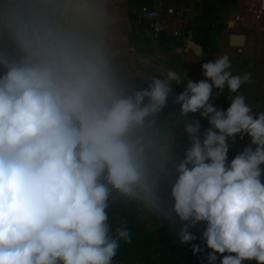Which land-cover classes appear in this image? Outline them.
Returning <instances> with one entry per match:
<instances>
[{
	"label": "clouds",
	"instance_id": "clouds-1",
	"mask_svg": "<svg viewBox=\"0 0 264 264\" xmlns=\"http://www.w3.org/2000/svg\"><path fill=\"white\" fill-rule=\"evenodd\" d=\"M97 17L93 0H0V264H113L131 235L110 222L113 192L167 220L206 264H264V111L244 95L226 110L212 100L251 73L233 75L221 54L201 65L204 79H187L174 103L209 127L192 119L183 158L161 164L142 133L185 79L168 70L129 94L93 37Z\"/></svg>",
	"mask_w": 264,
	"mask_h": 264
},
{
	"label": "crops",
	"instance_id": "crops-1",
	"mask_svg": "<svg viewBox=\"0 0 264 264\" xmlns=\"http://www.w3.org/2000/svg\"><path fill=\"white\" fill-rule=\"evenodd\" d=\"M164 2L168 33L154 36L133 8ZM98 17L91 31L102 41L110 68L125 89L147 88L153 76L168 70L187 79H204L201 65L221 54L231 59L233 75L249 57L264 49V22L256 29L237 24L235 15L247 0H93ZM257 46V47H256ZM173 83V82H172Z\"/></svg>",
	"mask_w": 264,
	"mask_h": 264
},
{
	"label": "rangeland",
	"instance_id": "rangeland-1",
	"mask_svg": "<svg viewBox=\"0 0 264 264\" xmlns=\"http://www.w3.org/2000/svg\"><path fill=\"white\" fill-rule=\"evenodd\" d=\"M260 22L257 25L251 26V29H256L262 25ZM257 47V46H256ZM244 73H251V82L245 83L241 86L237 93H232L225 86L224 90L220 92L219 89H213L212 100L215 105L221 109L226 110L231 103L232 98L235 95H244L246 98V103H248L254 112L264 111V49L260 50L256 56L249 57L248 62L245 64L244 68H241V72L235 73V75H243ZM173 93L170 96H176L181 93L186 87V83L182 82L177 85L175 82L172 83ZM129 94L130 88L126 89ZM192 119H199L201 123V131L209 127L207 120L199 117V114L195 116L180 119L177 121L175 126L168 131L166 134L160 135L153 144L148 145L147 150L149 156L155 161H159L161 164L164 163L166 159L172 157L173 145L176 142V137L180 133H184V139L181 141V149L178 155L175 156V162H179L185 154L186 148L191 144L188 134L184 131L185 125L191 123ZM249 138L245 137L243 140H237L234 145L230 147L228 156L231 160L239 151L243 150V147L248 143ZM158 170V169H157ZM175 179V172L168 165V171L160 175L158 180V193L165 204H162V211L167 212L172 203L170 198V185ZM119 193L113 192L110 199V222L113 227L121 226L126 222V226L130 230V234L140 232H148L152 228L163 226L167 220L161 219L160 216L154 215L147 211L140 203L136 201L134 205L131 203L123 204L118 197ZM135 209L136 213H131V210ZM123 212L124 215H121ZM118 254V252H117ZM115 262V259L113 260Z\"/></svg>",
	"mask_w": 264,
	"mask_h": 264
},
{
	"label": "trees",
	"instance_id": "trees-1",
	"mask_svg": "<svg viewBox=\"0 0 264 264\" xmlns=\"http://www.w3.org/2000/svg\"><path fill=\"white\" fill-rule=\"evenodd\" d=\"M139 23L141 24V21ZM174 100V96H169L167 106L146 121V124L151 122L150 126L146 127L142 133L146 147L153 144L160 135L170 131L178 120L193 117L192 114L187 117L182 116L180 105L174 103ZM183 139L184 133L178 134L173 145L171 160L175 161ZM118 197L123 204L129 202L134 205L136 203V201L122 197L120 194ZM131 213H136V210L132 209ZM121 215H124L123 212ZM202 229L203 225H199L193 231L199 236ZM192 243H199V241ZM114 259L117 264H206L201 255L193 254L189 245L179 242L176 231L169 226L168 222L163 226L152 228L148 232L138 231L131 234L129 242H120L118 254ZM245 264H256V262H245Z\"/></svg>",
	"mask_w": 264,
	"mask_h": 264
},
{
	"label": "built area",
	"instance_id": "built-area-1",
	"mask_svg": "<svg viewBox=\"0 0 264 264\" xmlns=\"http://www.w3.org/2000/svg\"><path fill=\"white\" fill-rule=\"evenodd\" d=\"M132 13L139 21L145 20L148 23L151 33L156 37H164L168 33L169 17L164 2L155 5L142 4L133 8ZM237 24L254 26L264 19V0H247L244 11L236 13Z\"/></svg>",
	"mask_w": 264,
	"mask_h": 264
},
{
	"label": "water",
	"instance_id": "water-1",
	"mask_svg": "<svg viewBox=\"0 0 264 264\" xmlns=\"http://www.w3.org/2000/svg\"><path fill=\"white\" fill-rule=\"evenodd\" d=\"M114 264H117V263H114Z\"/></svg>",
	"mask_w": 264,
	"mask_h": 264
}]
</instances>
